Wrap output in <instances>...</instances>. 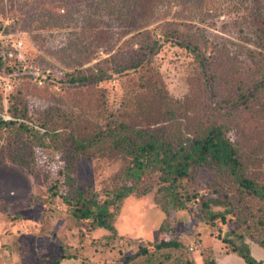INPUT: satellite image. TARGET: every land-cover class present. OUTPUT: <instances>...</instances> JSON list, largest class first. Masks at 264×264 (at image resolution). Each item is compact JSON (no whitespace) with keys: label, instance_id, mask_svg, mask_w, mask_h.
Segmentation results:
<instances>
[{"label":"rangeland","instance_id":"rangeland-1","mask_svg":"<svg viewBox=\"0 0 264 264\" xmlns=\"http://www.w3.org/2000/svg\"><path fill=\"white\" fill-rule=\"evenodd\" d=\"M30 1L24 10L23 0H0V54L4 55L0 114L11 118V108L26 102L25 120L40 129L30 137L31 167L0 156V264H53V259L73 253L78 264H139L145 261V255L138 253L141 247L153 251L154 243L170 238L183 243L176 255L184 261L217 264V256L230 248L223 238L238 242L236 232L242 229L233 213H226L225 220L221 215L208 217L209 211L229 208L209 199L215 187L232 192L228 176L210 167L193 169L181 181L185 187L178 188L191 196L187 206L167 214L158 200L160 172H154L145 178L141 191L117 206L110 205L117 233L107 239L110 231L93 226L92 218L77 221L67 200L73 203L79 192L98 202L111 199L124 183L121 171L130 155L111 150L110 142L106 148L75 147L70 127L81 115L86 119L78 128L87 124L92 131H103L125 122L133 128H161L177 143L217 122L238 144L247 174L264 182V63L258 65L250 57L247 46L259 47L247 40L251 31L242 18L244 11L230 10L231 0H213L215 7L184 0L165 8L162 2L158 17L148 25L150 36L169 30L176 40L173 30L177 28L182 38L199 48L192 52L171 42L155 44L145 68L121 70L148 49L143 50L138 41L130 45L129 34L119 38L117 31L122 27L115 21L108 36L116 44L101 49L90 61H78L62 49L70 27H55L59 23L52 20L68 16L46 7L34 11L39 0ZM34 12L53 25L38 29ZM160 20L171 23L155 28ZM147 40L152 42L149 36ZM79 69L85 75L98 69L102 73L79 85L64 81L68 73ZM228 70L235 72L232 77H227ZM57 181L61 186L53 194L51 187ZM149 185L151 191L141 193ZM61 190L66 198L59 194ZM206 201L208 207L203 206ZM244 240L254 256L264 261V249L249 232ZM129 255L133 259L127 261ZM225 264L238 263L230 259Z\"/></svg>","mask_w":264,"mask_h":264},{"label":"trees","instance_id":"trees-1","mask_svg":"<svg viewBox=\"0 0 264 264\" xmlns=\"http://www.w3.org/2000/svg\"><path fill=\"white\" fill-rule=\"evenodd\" d=\"M23 1L27 3L23 7L25 10L32 1ZM182 1L184 0H39V5L35 4L34 11L46 7L51 12L55 11L56 15L68 16L64 20L59 19L58 21V18L52 20L59 23L55 27H70L71 31L62 49H68L67 51H70L76 59H80L78 61H90L101 49H110L116 44V40L108 36L109 30L115 29L112 26V21H115L118 28L122 27L118 30L119 32L117 31L119 38L129 34L130 45L134 46V42L138 41L137 43L143 50L148 49L144 50L133 63L121 67L122 70L127 67L138 68V65L145 68L143 66L151 58L149 51L154 50L155 44L171 42L186 47L192 52L199 48L198 44L191 46V40L182 38L179 34L181 31L177 28L173 30L177 33L176 40L173 39V33L170 34L169 30H163L154 38L149 34L148 25L158 17L160 6H163L161 3L166 2L164 7L171 8L172 4H181ZM212 1L197 0L203 7L209 5L215 7ZM231 1L230 10L241 9L245 13L242 18L250 26L251 31V36L247 40L259 47L256 49L247 46V49L253 61L262 65L264 63V0ZM19 9L22 10V8ZM35 18L39 22L38 29L53 25L52 20L45 22L37 12ZM157 23L155 28L164 29L171 22L160 20ZM148 36L152 42L147 40ZM242 47L245 49L244 46ZM196 55L199 57L198 53ZM2 58L4 55L0 54V60ZM101 73V69L91 75H85L86 72L82 69L74 70L67 74L64 81L68 84L79 85L81 81L90 76ZM234 73L233 70H228L227 77H232ZM147 84L149 83H146L145 87ZM262 85L264 86V82ZM244 95L246 97V94ZM11 110L14 111L11 118L0 114V156L31 167V162L34 161V149L30 145L32 142L30 137L34 131L39 133L40 129L25 120L28 117L26 102L22 103L21 107L18 104L14 105ZM75 118L73 121L75 127H70L75 147L97 148L101 146L106 148L108 147L106 143L110 142L111 150L125 151L130 155L128 163L121 171L124 183L115 189L111 199L98 202L83 196V192H79L76 201L71 203V200H67L72 204V214L77 221L92 218L93 226L109 230L110 234L106 238L111 239L116 235L117 230L115 211L110 208V205L117 206L126 196L141 191L139 189L146 177L154 172H160L159 192L161 196L158 200L163 210L171 214V211L175 213L176 210L185 208L191 198L185 192L186 189L182 192L178 190V188L185 187L181 181L188 178L193 169L210 167L214 173L218 172L220 176H228L233 190L232 192H221L220 188L213 189L215 194L209 199L229 208L219 212L209 211L208 217L212 219L217 217L215 215H221L225 220L226 213H233L242 226V229L236 232L238 242L236 238H223V241L230 245V248L226 249L227 253L236 254L247 264H264L263 260L254 256L251 247L244 240L245 233L249 232L250 237L264 249V182L247 174L239 146L222 124L209 123L199 134L187 136L176 143L161 128H133L125 122H120L114 126L111 124L108 130L92 131L87 124L78 128V124L86 118L81 115ZM48 130L45 128V131ZM41 136L46 141L43 132ZM46 143L41 145H46ZM47 145L50 146L49 141ZM60 186L58 181L52 185L53 194H58ZM152 188L153 186L149 185L141 193L145 194ZM59 194L66 198L63 191ZM203 206L208 207V202H203ZM154 247L153 251L147 247L140 248L138 253L145 255V261L141 260L139 264H191L190 260L184 261L180 255H176L177 250L183 247V243L177 238L160 240L154 243ZM77 257L75 253L63 254L53 259L52 263L59 264L63 259H77ZM125 259L132 260L133 255L126 256Z\"/></svg>","mask_w":264,"mask_h":264},{"label":"crops","instance_id":"crops-1","mask_svg":"<svg viewBox=\"0 0 264 264\" xmlns=\"http://www.w3.org/2000/svg\"><path fill=\"white\" fill-rule=\"evenodd\" d=\"M230 259H233L238 264H247L242 258H240L239 256H237L234 253H224L220 256L218 255L217 256V260H218L217 264H221V263L225 264V262L226 261L228 262ZM66 261H67V263H64ZM59 264H78V263H77V259L71 258V259H67L65 261H61Z\"/></svg>","mask_w":264,"mask_h":264}]
</instances>
